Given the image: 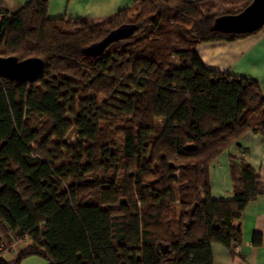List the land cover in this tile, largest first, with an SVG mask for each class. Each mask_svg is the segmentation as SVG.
I'll list each match as a JSON object with an SVG mask.
<instances>
[{
    "label": "trees",
    "instance_id": "1",
    "mask_svg": "<svg viewBox=\"0 0 264 264\" xmlns=\"http://www.w3.org/2000/svg\"><path fill=\"white\" fill-rule=\"evenodd\" d=\"M211 1L135 0L101 21L50 19L48 0L0 10V56L44 62L29 80L0 74V264H213V243H239L264 184L231 155L232 198L214 200L209 166L264 131V96L195 46L258 30H214L252 0H219V14ZM122 24L136 29L85 52Z\"/></svg>",
    "mask_w": 264,
    "mask_h": 264
},
{
    "label": "crops",
    "instance_id": "2",
    "mask_svg": "<svg viewBox=\"0 0 264 264\" xmlns=\"http://www.w3.org/2000/svg\"><path fill=\"white\" fill-rule=\"evenodd\" d=\"M29 0H0V10L15 13ZM135 0H48L50 19L104 20ZM192 1V0H188ZM212 2V1H211ZM203 64L211 69L258 82L264 96V25L255 33L230 41L201 42L195 46ZM245 160L256 171L258 181L264 184V131H248L239 141L222 151L209 166L210 197L214 200L232 198L230 156ZM241 239L237 252L220 243L211 245L213 264H264V192L245 206L240 219ZM255 236L259 237L254 243ZM14 242L1 254L5 261H13L19 251ZM5 253L8 255L5 256ZM20 264H46L38 256H28Z\"/></svg>",
    "mask_w": 264,
    "mask_h": 264
},
{
    "label": "water",
    "instance_id": "3",
    "mask_svg": "<svg viewBox=\"0 0 264 264\" xmlns=\"http://www.w3.org/2000/svg\"><path fill=\"white\" fill-rule=\"evenodd\" d=\"M264 25V0H252L235 14H223L214 19L212 28L222 33H249L259 30ZM136 27L122 24L112 29L104 38L89 44L85 52L98 54L113 40L125 38ZM44 62L39 57L18 60L15 56H0V74L11 80H29L41 72ZM239 145V143H237Z\"/></svg>",
    "mask_w": 264,
    "mask_h": 264
},
{
    "label": "rangeland",
    "instance_id": "4",
    "mask_svg": "<svg viewBox=\"0 0 264 264\" xmlns=\"http://www.w3.org/2000/svg\"><path fill=\"white\" fill-rule=\"evenodd\" d=\"M208 7H209L211 12L217 13V14L222 13L223 10H224V7H223V5L221 4V2L219 0L212 1V4L210 6H208ZM73 138H74V132H72L69 135V140L71 141ZM15 244H17L15 249H22L27 244V240H20V241H17V243H15ZM6 255H8V254L5 253V256Z\"/></svg>",
    "mask_w": 264,
    "mask_h": 264
},
{
    "label": "built area",
    "instance_id": "5",
    "mask_svg": "<svg viewBox=\"0 0 264 264\" xmlns=\"http://www.w3.org/2000/svg\"><path fill=\"white\" fill-rule=\"evenodd\" d=\"M231 248H232V250H233L234 252H237V250H238V248H237V245H236V244H233V245L231 246Z\"/></svg>",
    "mask_w": 264,
    "mask_h": 264
}]
</instances>
